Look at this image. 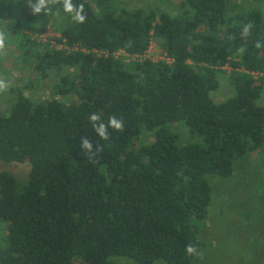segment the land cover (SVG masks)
<instances>
[{
	"label": "trees",
	"instance_id": "1",
	"mask_svg": "<svg viewBox=\"0 0 264 264\" xmlns=\"http://www.w3.org/2000/svg\"><path fill=\"white\" fill-rule=\"evenodd\" d=\"M119 2L72 0L83 23L64 0L39 16L13 0L9 20L0 7L15 61L37 78L25 88L55 80L52 98L15 88L0 112V160L31 167L21 187L0 172V264H192L208 178L231 177L253 153L264 169V0H177L173 14ZM49 27L61 47L38 40ZM153 44L172 63L124 62ZM222 76L232 95L216 103Z\"/></svg>",
	"mask_w": 264,
	"mask_h": 264
},
{
	"label": "rangeland",
	"instance_id": "2",
	"mask_svg": "<svg viewBox=\"0 0 264 264\" xmlns=\"http://www.w3.org/2000/svg\"><path fill=\"white\" fill-rule=\"evenodd\" d=\"M177 0H120L119 5L133 9L137 7H151L159 5L162 10L171 14L176 12L173 3ZM13 0H0L3 16L9 20L14 16L12 11ZM235 3L238 0H234ZM9 3V4H8ZM8 4V5H7ZM11 9L9 11V7ZM5 21V20H3ZM2 21V22H3ZM60 23L62 19H55ZM3 25V24H2ZM0 24V112L10 106L14 94L12 89L23 88L27 97L35 102L52 98L51 87L54 79L47 78L40 81L36 87L26 89V83L37 78L31 70L23 69L15 57V45L7 42L6 35L2 33ZM60 35L52 27L47 33L38 37L51 45L56 44ZM160 51L156 44L150 50L153 59H160ZM124 62H131L127 55ZM220 88L212 93L216 103L225 101L232 95V89L226 76L221 78ZM28 163H6L0 160V172L12 174L23 186L30 173ZM212 198L208 208V216L204 222L198 224V241L201 248L192 264H264V169L258 163L256 154L235 163L233 175L229 178L210 176ZM113 264H136L134 261L123 258H112ZM154 264H167L158 260Z\"/></svg>",
	"mask_w": 264,
	"mask_h": 264
},
{
	"label": "clouds",
	"instance_id": "3",
	"mask_svg": "<svg viewBox=\"0 0 264 264\" xmlns=\"http://www.w3.org/2000/svg\"><path fill=\"white\" fill-rule=\"evenodd\" d=\"M47 5L48 0H29V6L31 7L32 14L35 16H39L41 14H47ZM63 8L68 13H73L74 8L72 4V0H64ZM74 19L80 23L85 21V16L82 14V8L74 12ZM251 25H246L243 29V34L247 35ZM90 121L93 122V127L96 129V132L101 137H106V126L103 123L96 125L95 122L100 120V117L96 114L90 116ZM109 126L112 128L119 130L122 128V122L118 121L115 118H112L109 121ZM79 147L83 150L84 153H92L94 151L92 143L87 138H82L80 141ZM188 253L193 252V248L189 246L187 248Z\"/></svg>",
	"mask_w": 264,
	"mask_h": 264
},
{
	"label": "built area",
	"instance_id": "4",
	"mask_svg": "<svg viewBox=\"0 0 264 264\" xmlns=\"http://www.w3.org/2000/svg\"><path fill=\"white\" fill-rule=\"evenodd\" d=\"M151 47H150L149 51L144 56H136V55L135 56H131V55H128V54H126V55L129 57L130 61H143L145 59H152L153 61H165L168 64L172 63V59L167 57L166 55H163L160 50H159L160 51V53H159L160 54V59L156 60V59L151 58V56H150ZM121 54H124V53L123 52L118 53V55H121Z\"/></svg>",
	"mask_w": 264,
	"mask_h": 264
}]
</instances>
